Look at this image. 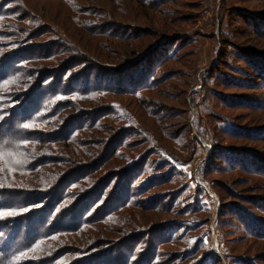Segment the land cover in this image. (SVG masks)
Here are the masks:
<instances>
[{"label": "rangeland", "instance_id": "rangeland-1", "mask_svg": "<svg viewBox=\"0 0 264 264\" xmlns=\"http://www.w3.org/2000/svg\"><path fill=\"white\" fill-rule=\"evenodd\" d=\"M0 17V264H264V0Z\"/></svg>", "mask_w": 264, "mask_h": 264}, {"label": "trees", "instance_id": "trees-1", "mask_svg": "<svg viewBox=\"0 0 264 264\" xmlns=\"http://www.w3.org/2000/svg\"><path fill=\"white\" fill-rule=\"evenodd\" d=\"M70 7V6H69ZM72 10V9H71ZM10 12V11H9ZM73 12V11H72ZM7 14H9V13H7ZM11 14V13H10ZM0 19H1V17H0ZM0 25H1V21H0ZM39 36V35H38ZM36 38H39V37H36ZM25 52V51H24ZM22 54V53H21ZM21 58H23L22 56H20ZM36 58L37 60L36 61H34V60H32V62L34 63V65H38L39 63H40V61H41V52L40 51H37V53H31V58ZM13 58V56H8L7 57V60H10V59H12ZM24 60V59H23ZM24 62H27V60L25 59V61ZM10 64L12 65L13 64V62H10ZM12 68V67H11ZM7 69H9V67L7 68ZM13 69V68H12ZM6 70V69H5ZM36 71V73L39 75V72H40V70L39 69H35ZM23 75L25 74V69H23ZM29 73H30V71H29ZM33 75L35 74L33 71L31 72ZM9 76H11L10 75V71L9 72H7V73H5V75L0 79V115H2V114H4V111L2 110V108H1V106H2V103H1V98H2V95H1V93L3 92V89H4V83L9 79ZM15 76H16V69H15ZM28 77H32V75L31 74H28L27 75ZM26 86L27 87H29L30 89H31V87H32V82L31 81H26ZM13 87H14V85H13ZM13 93H14V90L12 91V92H10L9 94H10V97H12V95H13ZM38 101H39V99H38ZM37 104V99H36V101H35V103L33 104V106L34 105H36ZM40 109V105L38 104V106H36V108L35 109H33V112L32 113H35L36 111H38ZM53 111V110H52ZM55 116L53 115L52 116V118H54ZM1 127V126H0ZM28 186V184H16V185H14L13 186V188H12V190H13V192H14V194L15 195H19L20 194V192H21V190L22 189H25L26 187ZM21 188V189H18V191H16V188ZM61 192V191H60ZM2 253H1V251H0V255H1ZM9 258H5V260H8Z\"/></svg>", "mask_w": 264, "mask_h": 264}, {"label": "snow or ice", "instance_id": "snow-or-ice-1", "mask_svg": "<svg viewBox=\"0 0 264 264\" xmlns=\"http://www.w3.org/2000/svg\"><path fill=\"white\" fill-rule=\"evenodd\" d=\"M24 127L29 128V127H32V125L26 124V125H24ZM4 163L8 167L9 172H13V171L16 170L15 167L13 166V164L14 163L15 164H19V163H21V161H19V160H10V159L5 158L4 159ZM13 214L14 213L11 212V211L0 212V216H9V215H13Z\"/></svg>", "mask_w": 264, "mask_h": 264}]
</instances>
